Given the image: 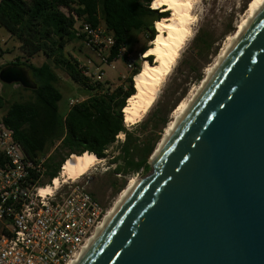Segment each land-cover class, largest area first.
Returning <instances> with one entry per match:
<instances>
[{"label":"water","instance_id":"obj_1","mask_svg":"<svg viewBox=\"0 0 264 264\" xmlns=\"http://www.w3.org/2000/svg\"><path fill=\"white\" fill-rule=\"evenodd\" d=\"M151 166L81 264H264V5Z\"/></svg>","mask_w":264,"mask_h":264},{"label":"trees","instance_id":"obj_2","mask_svg":"<svg viewBox=\"0 0 264 264\" xmlns=\"http://www.w3.org/2000/svg\"><path fill=\"white\" fill-rule=\"evenodd\" d=\"M155 0H1L0 26L19 42L22 55L8 65L25 68L37 89L31 91L33 99L8 104L3 123L15 132V138L27 157L37 161L47 157L44 163L46 183L59 177L65 162L72 155L89 153L98 159L107 157V150L122 134L125 137L120 153L111 160L115 175L148 173L152 166L149 158L155 151L168 117L178 107L173 105L164 115L150 112L136 126L138 135L126 125L124 109L128 100L137 94L134 79L141 74L142 60L135 62L120 85L92 81L83 73L82 64L66 53V48L77 40L76 20L93 26L103 25L115 38L109 61L119 58L127 49V36L136 32L144 36L146 45L139 54L145 55L149 43L157 36L155 23L170 16V12L152 9ZM67 10V13L64 11ZM199 37V52L209 48L208 37ZM137 43V40H135ZM6 52L0 46V57ZM130 53V54H131ZM43 54L50 62L41 66L32 63V58ZM153 56L147 61L152 63ZM125 60V57H124ZM53 65L67 73L71 80L81 85L89 96L70 105L65 115L60 114L59 104L63 93L58 88L59 77ZM202 79V75L197 77ZM23 88V87H22ZM7 105L0 92V109ZM52 148L53 152H47ZM115 193L124 190L126 181L112 183Z\"/></svg>","mask_w":264,"mask_h":264},{"label":"built area","instance_id":"obj_3","mask_svg":"<svg viewBox=\"0 0 264 264\" xmlns=\"http://www.w3.org/2000/svg\"><path fill=\"white\" fill-rule=\"evenodd\" d=\"M67 13V10H64ZM76 20L75 33L91 48L103 64L113 67L123 55L131 71L135 59L123 50L118 59L109 61L115 38L103 26ZM100 82L103 72L92 74ZM78 100L71 99L70 105ZM47 157L33 161L15 138V132L0 120V264H68L79 255L108 214L84 186L47 184Z\"/></svg>","mask_w":264,"mask_h":264},{"label":"rangeland","instance_id":"obj_4","mask_svg":"<svg viewBox=\"0 0 264 264\" xmlns=\"http://www.w3.org/2000/svg\"><path fill=\"white\" fill-rule=\"evenodd\" d=\"M252 2L253 0H196L193 12L195 21L192 26L191 37L182 47L179 58L174 63L172 71L159 87L156 99L151 108L144 113L143 109L145 103L143 102H146V99L141 98L137 103V114L143 115V119L150 112L164 115L173 105L178 104L177 106H179L190 95L197 93V90L206 78L207 70L218 62L222 51L229 46V40L234 37L239 29V25L247 17ZM11 37V34L0 26V42L2 48H8V52L0 57V66L11 64L17 57L22 55L18 48V40L15 37ZM199 37H202L201 39H203V37H208L206 41L210 43L209 48L202 52L198 50V46L201 44ZM135 40H137V43ZM126 44L127 49H135V52L132 53L127 50L128 53H131L135 61H138V59H147L144 58V55L138 53L146 45V40L143 35L136 32L130 33L127 36ZM148 46L151 47V43H149ZM66 53L76 58L82 66L89 67L92 74L102 71L103 78L100 82H110L113 87L120 85L122 81L128 77L130 72L126 67L123 55L115 63L114 69L103 64L96 53L89 48L83 40H77L71 43L66 48ZM46 61L48 62V59L43 54H38L32 60L36 66H41ZM153 61L154 59L152 63ZM49 62L53 64L51 61ZM53 68L59 77L57 86L63 93V99L59 104V112L61 115H65L70 108L69 102L71 99L82 101L89 96V93L81 85L71 80L65 71L54 65ZM199 75H202L201 80L197 79ZM0 92L7 100V105L0 109V120L6 114L8 104L16 101L24 102L33 99L32 92L24 90V88L18 84L7 85L0 82ZM173 113L174 111L170 113L168 117L169 123L164 129L155 151L149 158L150 165L151 159L159 147L167 127L174 119ZM139 122L126 125L133 133L138 135V133L141 132L136 126ZM122 135L119 136L117 142L107 150V157L105 159H99L101 162L93 167L86 175L75 181L67 180L66 183L62 184L65 185V191L74 183H79L110 211L115 206L121 193L127 188L132 178L135 177L141 180L149 176L153 171L152 168L148 173H131L126 176L111 175V172L116 168V165L112 164L111 160L119 155L120 146L125 140L124 135ZM52 150V148H49L47 151L49 153L46 154L52 153ZM61 181H63V179H61ZM115 181H126L124 190L118 194L115 193L112 186V183Z\"/></svg>","mask_w":264,"mask_h":264},{"label":"bare ground","instance_id":"obj_5","mask_svg":"<svg viewBox=\"0 0 264 264\" xmlns=\"http://www.w3.org/2000/svg\"><path fill=\"white\" fill-rule=\"evenodd\" d=\"M196 0H169L164 3L162 0H155L152 3V9L159 11H169L171 14L167 18H163L155 23L157 36L153 42H151L150 49L144 55V58L149 56L154 57L153 63L144 62L141 70V74L134 79L135 88L137 94L128 100V105L124 109L125 123L135 124L143 119V115L137 114V103L139 99L144 98L146 102L144 104L143 112L146 113L153 105L159 87L163 84L165 78L172 71L173 65L178 60L180 51L185 43L189 40L192 34V26L195 21L194 6ZM153 5H156L155 7ZM264 5V0H253L249 8V12L245 20L239 25L238 31L234 37L229 40V46L225 48L218 62L207 70L206 78L203 80L201 86L197 90V93L190 95L185 101H183L173 113V121L166 129L165 135L159 144L155 152V157L184 118L194 101L197 99L207 82L210 80L214 72L232 49L234 44L240 38L242 33L251 23L253 18L259 12ZM123 136V135H122ZM101 162L95 155L84 153L82 155H72L63 165L60 177L55 179L54 185L57 187L66 183L67 180L75 181L86 175L93 167ZM63 179V181H61ZM141 182L137 178H132L127 188L121 193L115 206L108 212L103 225L97 230L95 235L89 240L87 245L83 248L82 252L77 255L68 264H81L87 253L95 241L99 238L102 231L108 226L110 221L115 217L119 209L127 200L132 191Z\"/></svg>","mask_w":264,"mask_h":264},{"label":"crops","instance_id":"obj_6","mask_svg":"<svg viewBox=\"0 0 264 264\" xmlns=\"http://www.w3.org/2000/svg\"><path fill=\"white\" fill-rule=\"evenodd\" d=\"M0 2H1V0H0ZM12 38V37H11ZM0 46H1V48H2V45H1V42H0ZM18 48H19V45H18ZM3 49V48H2ZM8 49V48H7ZM7 49H3L4 51H7ZM37 56V55H36ZM34 58H32V60H33ZM47 62V61H46ZM48 62H49V60H48ZM33 63V62H32ZM45 63V62H44ZM34 64V63H33ZM113 68V67H112ZM114 69H115V63H114Z\"/></svg>","mask_w":264,"mask_h":264},{"label":"snow or ice","instance_id":"obj_7","mask_svg":"<svg viewBox=\"0 0 264 264\" xmlns=\"http://www.w3.org/2000/svg\"><path fill=\"white\" fill-rule=\"evenodd\" d=\"M162 2L167 3L169 2V0H162ZM153 6L155 7L156 5H153Z\"/></svg>","mask_w":264,"mask_h":264}]
</instances>
